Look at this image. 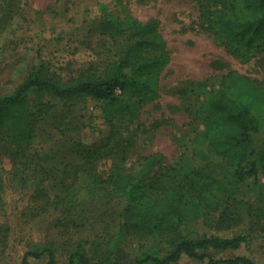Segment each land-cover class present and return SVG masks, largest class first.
Listing matches in <instances>:
<instances>
[{"label":"rangeland","instance_id":"374dc122","mask_svg":"<svg viewBox=\"0 0 264 264\" xmlns=\"http://www.w3.org/2000/svg\"><path fill=\"white\" fill-rule=\"evenodd\" d=\"M219 6L211 0H0V93H11L39 61L47 73L62 82L100 69L112 58L116 45L126 42L127 30L112 37L110 21H156L166 42L169 63L160 73L159 96L139 108L133 122L115 116L110 120L101 102L89 97L68 105L48 96L31 104L49 103L36 123L26 164L12 165L0 148V264H17L31 249L50 246L58 264L81 245L93 261L132 264L142 244L135 236L118 231L123 203L90 196L88 177L78 167L88 150L111 149L115 141L128 143L126 171L139 169L142 157L154 155L162 166L206 168L225 178L230 169L206 144L195 141L202 130L201 116L210 97L223 89L229 77L243 76L264 96V52L243 60L218 35ZM124 41V42H123ZM256 150L264 141V122L253 135ZM3 145V144H2ZM4 146H6L4 144ZM195 150V153H193ZM199 151H202L200 153ZM111 158L100 163L110 170ZM50 199L76 195V205L44 208L33 201L31 188H21L14 174L41 175ZM64 184L65 187L62 186ZM264 168L259 184L250 178L240 184L231 211L234 225L218 230L201 220L183 232L189 238L202 234L244 235L236 250L206 253L214 260L243 256L264 264V218L256 210L264 202ZM165 253L169 247H159ZM43 256L29 264H45ZM175 264H209L182 258Z\"/></svg>","mask_w":264,"mask_h":264},{"label":"trees","instance_id":"16d2710c","mask_svg":"<svg viewBox=\"0 0 264 264\" xmlns=\"http://www.w3.org/2000/svg\"><path fill=\"white\" fill-rule=\"evenodd\" d=\"M211 1L220 10L216 17L218 35L230 49L237 50L243 60L264 52V0ZM109 27L112 37H121L127 30V40L113 44L112 58L102 68L62 82L49 75L39 61L11 93H0V148L12 165L28 162L36 123L50 108L49 103L41 101L31 104V93L38 100L48 96L64 105L89 97L103 104L111 121L118 116L128 122L138 118L143 104L159 96L160 73L168 65L169 56L156 21L127 19L126 29L125 24L111 20ZM261 121L264 122V96L246 77H229L223 89L208 100L201 116L202 130L195 141L206 144L230 169L231 174L225 178L206 168L162 166L154 155L142 157L139 169L126 171L129 147L119 141L109 150L85 152L78 170L90 181L86 193L101 196L106 203L122 202L118 231L124 230L142 242L132 264H175L182 258L207 260L209 264H255L243 256L214 260L206 253L236 250L249 242L247 236L204 233L199 238H189L183 232L200 220L206 224L211 220L218 230L234 225L231 208L240 184L250 178L258 186L259 169L264 168V141L258 150L252 141ZM107 158L112 163L110 170L103 172L99 165ZM40 173L27 177L14 174V181L22 189H33L32 199L42 207L61 206L64 212L70 211L76 205V195L65 192L50 199L41 186L47 171L41 169ZM256 216L264 218V202ZM162 243L169 247L165 253L159 248ZM43 256L45 264H58L50 246L26 251L17 264H29ZM64 264L112 263L104 258L93 262L78 244L67 254Z\"/></svg>","mask_w":264,"mask_h":264}]
</instances>
